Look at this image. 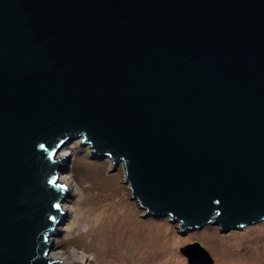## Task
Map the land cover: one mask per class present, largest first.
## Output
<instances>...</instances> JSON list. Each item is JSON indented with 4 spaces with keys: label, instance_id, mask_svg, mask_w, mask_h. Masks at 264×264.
<instances>
[{
    "label": "water",
    "instance_id": "1",
    "mask_svg": "<svg viewBox=\"0 0 264 264\" xmlns=\"http://www.w3.org/2000/svg\"><path fill=\"white\" fill-rule=\"evenodd\" d=\"M79 138L145 217L263 220L264 0H0V264H62L54 157Z\"/></svg>",
    "mask_w": 264,
    "mask_h": 264
},
{
    "label": "rangeland",
    "instance_id": "2",
    "mask_svg": "<svg viewBox=\"0 0 264 264\" xmlns=\"http://www.w3.org/2000/svg\"><path fill=\"white\" fill-rule=\"evenodd\" d=\"M62 156L66 164L57 171V182L69 194L58 201L63 215L46 239L52 261L191 264L180 248L198 243L211 256L209 264H264V219L226 232L215 224L182 230L170 216H144L146 210L131 198L123 163L111 171L112 159L94 154L81 138L63 143L54 159Z\"/></svg>",
    "mask_w": 264,
    "mask_h": 264
},
{
    "label": "snow or ice",
    "instance_id": "3",
    "mask_svg": "<svg viewBox=\"0 0 264 264\" xmlns=\"http://www.w3.org/2000/svg\"><path fill=\"white\" fill-rule=\"evenodd\" d=\"M40 147H44V145H40ZM54 183V181H52ZM217 203H219V201H217ZM57 207H59V205H57Z\"/></svg>",
    "mask_w": 264,
    "mask_h": 264
}]
</instances>
